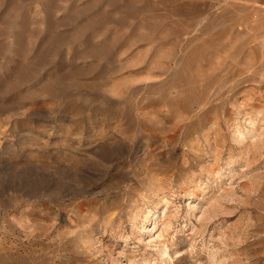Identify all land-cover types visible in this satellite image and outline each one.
Listing matches in <instances>:
<instances>
[{
	"label": "rangeland",
	"instance_id": "374dc122",
	"mask_svg": "<svg viewBox=\"0 0 264 264\" xmlns=\"http://www.w3.org/2000/svg\"><path fill=\"white\" fill-rule=\"evenodd\" d=\"M0 264H264V0H0Z\"/></svg>",
	"mask_w": 264,
	"mask_h": 264
},
{
	"label": "bare ground",
	"instance_id": "6f19581e",
	"mask_svg": "<svg viewBox=\"0 0 264 264\" xmlns=\"http://www.w3.org/2000/svg\"><path fill=\"white\" fill-rule=\"evenodd\" d=\"M157 223H158V219L155 218L153 221H151L150 226L156 227Z\"/></svg>",
	"mask_w": 264,
	"mask_h": 264
}]
</instances>
